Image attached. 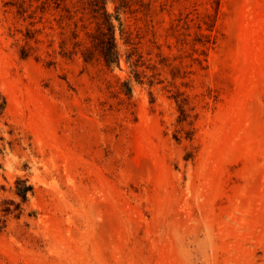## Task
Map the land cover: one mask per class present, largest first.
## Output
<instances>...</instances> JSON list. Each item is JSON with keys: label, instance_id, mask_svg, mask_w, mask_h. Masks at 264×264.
Wrapping results in <instances>:
<instances>
[{"label": "rangeland", "instance_id": "rangeland-1", "mask_svg": "<svg viewBox=\"0 0 264 264\" xmlns=\"http://www.w3.org/2000/svg\"><path fill=\"white\" fill-rule=\"evenodd\" d=\"M0 264H264V0H0Z\"/></svg>", "mask_w": 264, "mask_h": 264}, {"label": "trees", "instance_id": "trees-1", "mask_svg": "<svg viewBox=\"0 0 264 264\" xmlns=\"http://www.w3.org/2000/svg\"><path fill=\"white\" fill-rule=\"evenodd\" d=\"M106 31H99L98 35L99 43L97 45V52L102 57L104 63L110 66L114 62L119 65V54L116 49L115 39H114V26L111 22H107ZM83 60L88 61L89 58L86 54H83ZM31 186H25L22 189H17V194L23 199H26L27 192L31 191Z\"/></svg>", "mask_w": 264, "mask_h": 264}]
</instances>
